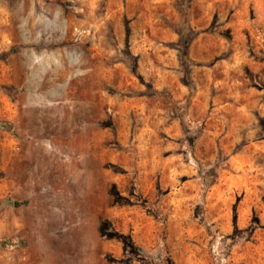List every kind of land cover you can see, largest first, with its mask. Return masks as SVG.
<instances>
[{"label": "rangeland", "instance_id": "1", "mask_svg": "<svg viewBox=\"0 0 264 264\" xmlns=\"http://www.w3.org/2000/svg\"><path fill=\"white\" fill-rule=\"evenodd\" d=\"M0 264H264V0H0Z\"/></svg>", "mask_w": 264, "mask_h": 264}]
</instances>
